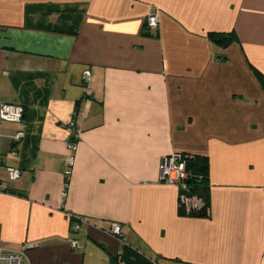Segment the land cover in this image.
Listing matches in <instances>:
<instances>
[{"label":"crops","instance_id":"obj_1","mask_svg":"<svg viewBox=\"0 0 264 264\" xmlns=\"http://www.w3.org/2000/svg\"><path fill=\"white\" fill-rule=\"evenodd\" d=\"M251 64L264 73V0H0V102L24 107L0 121V246L25 264H264ZM175 152L208 157L207 216L161 180Z\"/></svg>","mask_w":264,"mask_h":264},{"label":"built area","instance_id":"obj_2","mask_svg":"<svg viewBox=\"0 0 264 264\" xmlns=\"http://www.w3.org/2000/svg\"><path fill=\"white\" fill-rule=\"evenodd\" d=\"M146 28L156 30L160 26V10L154 8L146 17ZM90 79V72L85 71L84 81L88 82ZM87 93L90 94L91 90L87 88ZM24 118V107L20 104L0 102V121L21 122ZM67 128L72 132L75 138L79 137L80 129L76 121L71 120L66 124ZM25 135L24 131H19L15 135V139L19 140ZM72 150L76 149V142L70 143ZM15 153V151L13 152ZM70 164H73V158L70 159ZM9 174L11 179H17L21 175L19 168L10 167ZM188 172L186 169V160L183 153L175 152L163 157L161 163V180L167 184L177 185L178 188H186V179ZM78 220V216H75ZM80 226L76 222L73 226V231H78ZM111 232L115 235L123 233V227L119 223H113ZM73 247L78 246L77 240H72ZM27 247V246H26ZM26 247L20 250H6L0 246V264H25L26 260ZM154 264H161L154 261Z\"/></svg>","mask_w":264,"mask_h":264},{"label":"trees","instance_id":"obj_3","mask_svg":"<svg viewBox=\"0 0 264 264\" xmlns=\"http://www.w3.org/2000/svg\"><path fill=\"white\" fill-rule=\"evenodd\" d=\"M145 34H148L145 32ZM210 37L218 44L226 47L234 41L233 35L223 32H211ZM254 74L264 88V73L252 65ZM184 154V153H183ZM188 178L186 188H179V211L181 214L207 216L210 211V174L207 156H191L184 154ZM199 200V204L192 203Z\"/></svg>","mask_w":264,"mask_h":264}]
</instances>
